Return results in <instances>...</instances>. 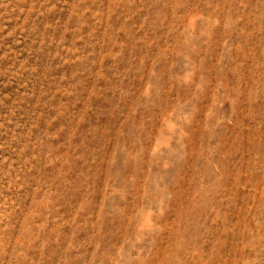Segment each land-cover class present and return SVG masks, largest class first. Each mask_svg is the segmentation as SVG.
<instances>
[{
	"label": "rangeland",
	"instance_id": "obj_1",
	"mask_svg": "<svg viewBox=\"0 0 264 264\" xmlns=\"http://www.w3.org/2000/svg\"><path fill=\"white\" fill-rule=\"evenodd\" d=\"M0 264H264V0H0Z\"/></svg>",
	"mask_w": 264,
	"mask_h": 264
}]
</instances>
